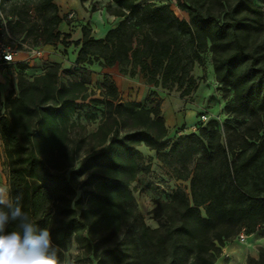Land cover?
<instances>
[{"label":"trees","instance_id":"trees-1","mask_svg":"<svg viewBox=\"0 0 264 264\" xmlns=\"http://www.w3.org/2000/svg\"><path fill=\"white\" fill-rule=\"evenodd\" d=\"M140 1L109 0L118 23L99 38L83 25L72 42L59 29L71 20L59 15L54 0H0V13L32 45L78 47L75 65L117 66L155 87L176 85L180 96L197 88L191 72L209 50L216 80L233 91L226 112L248 121L227 142L208 121L165 149L168 130L158 104L147 109L122 100L107 72L101 98H90L85 81L60 80L55 62L33 79L21 73L16 92L5 97L0 138L7 185L13 196L22 192L24 211L50 231L61 258L74 237L84 256L96 260L81 264H214L242 229L250 235L264 227V9L252 0H177L186 19L167 3ZM87 99L103 105L102 121L89 134L72 119ZM142 143L172 167L171 176L189 182V192L177 187L169 200L155 201L153 215L164 218L158 227L131 215L126 237L118 239L105 226L106 211L92 212L91 205H133L130 184L142 171L136 149ZM13 227L9 222L7 230ZM247 264H264V248Z\"/></svg>","mask_w":264,"mask_h":264},{"label":"rangeland","instance_id":"rangeland-1","mask_svg":"<svg viewBox=\"0 0 264 264\" xmlns=\"http://www.w3.org/2000/svg\"><path fill=\"white\" fill-rule=\"evenodd\" d=\"M82 7L86 10V13L90 14L89 20L82 17L76 9L67 7L61 1L56 2L59 6V15H66L67 20H71L70 24L65 21L62 22L64 30L68 31L71 37L68 41L72 42L81 38V27L86 25L91 30V35L99 38L103 37L108 29L114 27L119 17L111 14V8L115 5L110 3L109 0H80ZM153 1L156 4L167 3L175 11L180 18L188 19V14L177 7V0H141L140 3ZM256 5L264 9V0H252ZM111 6V7H110ZM2 11V10H1ZM4 11L0 13V25L6 23L2 18ZM7 27L12 39H9V35L5 32L4 37L9 39L11 43L16 45L17 61L13 64L2 65L0 64V115L5 112L4 101L6 95L12 92H16V83L18 76L22 73L29 79H33L35 76L43 74L48 67L55 62H60L61 68L59 71V78L65 84H68L71 80H83L88 87V93L91 91L94 94H90V98H101L100 91L103 89V74L109 73L115 82L119 96L122 100H134L141 102V104L147 108L152 109L157 104L160 108V116L165 120V114L168 113H182L186 119L184 124L178 126L177 132L183 130L182 127L190 126L191 131L174 133L172 130H168L167 138L169 140L165 149H168V145L171 144L179 135L185 133L197 132L199 126L206 124L208 121H212L219 131L222 133L224 142H227L233 137L229 134L233 133L234 129H240L242 125L248 121V117H235L232 114L226 112L227 105L233 104V91L222 85L215 78L214 68L212 64V53L206 50L202 53L203 64L195 63L192 69V75L197 82V88L189 95L180 96V89L174 85L171 88H163L161 86L155 87L152 84H147L145 79L139 75L134 78L124 76L118 71L117 66L113 67H101L97 62L91 65H75V58L78 51V47L73 44L65 46L62 43L55 45H32V38H26L25 33H19L12 31ZM32 47L39 50L41 53L34 52ZM22 65V67H20ZM102 104H92L87 100L83 103L80 113L72 115L74 124L76 126H82L85 134H89L98 129L100 122L102 121ZM207 114L208 120L206 122L198 121L201 114ZM190 114L193 115L192 120L189 118ZM190 124V125H189ZM193 124V125H192ZM166 125V121H165ZM235 138V137H234ZM2 141V140H1ZM139 152L138 163L142 171L138 174L136 179L131 182V194L134 198L132 206L128 204H116L101 205L97 200H94L91 205V211L103 209L109 215V222L105 226L114 230L115 237L118 239H124L127 234L129 224L131 223V215L141 214L144 221L151 227H158L164 220L163 217H156L152 213V209L155 206V201L169 200L172 192L181 187L185 191L189 192V182L178 180L171 176L172 167L164 163L158 153L155 150L149 149L143 143L136 146ZM148 171H144L145 169ZM8 172L3 169L0 173V186L7 187ZM103 190L106 191L105 188ZM83 196L86 191L78 190V195ZM84 202L79 204L83 205ZM86 205V204H85ZM86 209V208H85ZM90 211V212H91ZM80 213V210H77ZM108 228V229H109ZM259 234L264 236V227L259 228L253 234ZM248 235V234H247ZM250 244V239L246 237L245 241H240L238 237L232 241L226 242L222 247V253L214 264H227L229 263L231 256L227 252V247L242 248V246ZM254 248V249H253ZM248 246L245 252V264H247V257L252 256L253 253H257L259 256V250L264 248L263 243H256L254 246ZM67 254L73 261V264H81L87 260L96 262L91 253H88L86 257L80 251L77 246L74 237H70L64 250V255Z\"/></svg>","mask_w":264,"mask_h":264},{"label":"clouds","instance_id":"clouds-1","mask_svg":"<svg viewBox=\"0 0 264 264\" xmlns=\"http://www.w3.org/2000/svg\"><path fill=\"white\" fill-rule=\"evenodd\" d=\"M22 201V192L13 196L0 186V264H73L67 254L61 258L50 231L37 228ZM9 222L14 224L10 231Z\"/></svg>","mask_w":264,"mask_h":264},{"label":"crops","instance_id":"crops-1","mask_svg":"<svg viewBox=\"0 0 264 264\" xmlns=\"http://www.w3.org/2000/svg\"><path fill=\"white\" fill-rule=\"evenodd\" d=\"M65 6L67 7H72L73 9H76V11L82 15V17L86 18L89 20L90 18V14L89 13H86V10L82 7L81 5V1L80 0H68L67 2L64 3ZM62 23H60L59 25V29L62 31V32H68L66 30H64L63 26H61ZM50 44H47L46 46H49ZM51 46V45H50ZM17 57V56H16ZM17 61V59H16ZM165 121H166V127L169 129V130H173L174 133L177 132V128L178 126L180 127L182 124H184L185 122V115H183L182 113H171V114H165ZM192 117L193 115L190 114V119L192 120ZM190 125V124H189ZM193 125V124H192ZM183 130H179L177 132V134L179 133H184V132H188V131H191V127L189 126H185L182 127ZM2 141H1V138H0V173L3 172V164H2V160H3V152H2ZM249 235H247L248 237ZM252 257L254 258H258V254L257 253H253L252 254ZM246 263V262H245Z\"/></svg>","mask_w":264,"mask_h":264},{"label":"built area","instance_id":"built-area-1","mask_svg":"<svg viewBox=\"0 0 264 264\" xmlns=\"http://www.w3.org/2000/svg\"><path fill=\"white\" fill-rule=\"evenodd\" d=\"M4 19V18H3ZM6 21V20H5ZM9 35V39H12V36L9 34L7 30V25H0V64L2 65H9L16 62V54H17V47L11 41L4 37V33ZM34 52L41 53L39 50H36L35 47H32ZM208 120V115L203 113L199 116L198 121L206 122ZM240 241H245L247 234L244 229L240 231L237 236Z\"/></svg>","mask_w":264,"mask_h":264},{"label":"bare ground","instance_id":"bare-ground-1","mask_svg":"<svg viewBox=\"0 0 264 264\" xmlns=\"http://www.w3.org/2000/svg\"><path fill=\"white\" fill-rule=\"evenodd\" d=\"M56 2L61 1L62 3L67 2L68 0H54ZM248 238L250 239V244L242 246V248H232L227 247V252L231 256V259L229 263L227 264H245V252L247 247L250 245L253 246L256 243H263L264 242V236L259 234L249 235ZM243 242V241H242ZM254 249V248H253Z\"/></svg>","mask_w":264,"mask_h":264}]
</instances>
